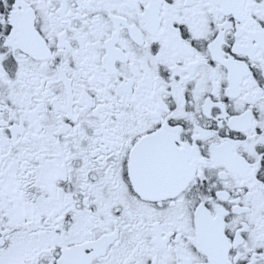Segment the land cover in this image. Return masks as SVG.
Segmentation results:
<instances>
[{"label":"snow or ice","instance_id":"obj_1","mask_svg":"<svg viewBox=\"0 0 264 264\" xmlns=\"http://www.w3.org/2000/svg\"><path fill=\"white\" fill-rule=\"evenodd\" d=\"M0 264H264V0H0Z\"/></svg>","mask_w":264,"mask_h":264}]
</instances>
